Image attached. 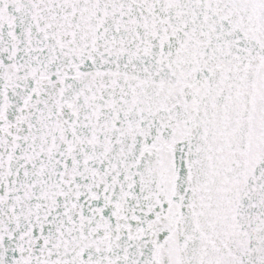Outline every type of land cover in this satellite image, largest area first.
<instances>
[{"label":"snow or ice","instance_id":"snow-or-ice-1","mask_svg":"<svg viewBox=\"0 0 264 264\" xmlns=\"http://www.w3.org/2000/svg\"><path fill=\"white\" fill-rule=\"evenodd\" d=\"M0 264H264V0H0Z\"/></svg>","mask_w":264,"mask_h":264}]
</instances>
